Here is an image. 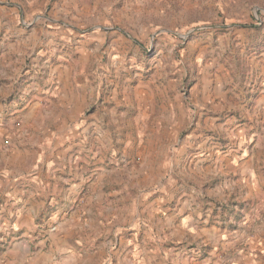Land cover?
I'll return each mask as SVG.
<instances>
[{
  "label": "rangeland",
  "instance_id": "rangeland-1",
  "mask_svg": "<svg viewBox=\"0 0 264 264\" xmlns=\"http://www.w3.org/2000/svg\"><path fill=\"white\" fill-rule=\"evenodd\" d=\"M15 245L46 264L260 259L264 0H0V258Z\"/></svg>",
  "mask_w": 264,
  "mask_h": 264
},
{
  "label": "crops",
  "instance_id": "crops-1",
  "mask_svg": "<svg viewBox=\"0 0 264 264\" xmlns=\"http://www.w3.org/2000/svg\"><path fill=\"white\" fill-rule=\"evenodd\" d=\"M65 124H66V122H65ZM71 127H70V129L72 130ZM39 175H41L42 177L45 176L44 173L43 174H39ZM79 176L82 177V178L84 177L83 174H78V171H77L75 173L74 178L79 177ZM49 177H51V176H49ZM7 182H9V181H7ZM16 182H17V180L14 181V184ZM69 201H75V200H69ZM136 201L138 202L139 200H133V202H136ZM156 201L159 202V200H153V202H155L153 204L154 206L158 203ZM160 201H162V200H160ZM163 201H165V200H163ZM90 208L91 207L87 208V211H89ZM113 208L114 207L112 205L109 208H107V209L101 208V209H99V213L102 216V218H106L107 220H109L112 217V215L108 216L107 214L111 210H113ZM187 216L190 218V215H187ZM31 217H32V209L27 210L26 212L22 213L21 217H20L21 218L20 219L21 220L20 221L21 226L23 227L24 225H26V222H29V218H31ZM81 219H82L81 215H79V214L71 215L70 218L65 219V222H63L62 226L60 227V230L58 231L57 241L56 242H58L60 244V243H63V242H67L68 239L71 242H73V243L74 242L75 243L78 242L74 237H72L71 234L74 233L75 228L78 227L79 222H80ZM86 223L88 224V221ZM186 227L189 228L190 227V223L188 224V222H187L186 223ZM31 229H32L31 225H29L28 228H27V231H31ZM90 233H89V236H92V235L94 236V234H95L94 232L91 233V234ZM18 245H15L13 247L8 248V252H6V254H4L0 258V264H46V262H44V258L42 256H39V255H35L33 257H30V259L25 260L27 257L23 256L24 248L20 247ZM20 248H21V250H20ZM250 257H249L250 258L249 260H248L247 257H245L244 259L240 260L238 262V264H264V250H263L262 255L260 256V259H258V260L256 259L255 260L254 258H252V256H250ZM72 259H73V262H78L79 261V259H76L75 256L72 257Z\"/></svg>",
  "mask_w": 264,
  "mask_h": 264
}]
</instances>
